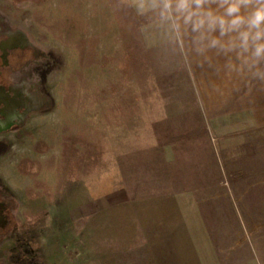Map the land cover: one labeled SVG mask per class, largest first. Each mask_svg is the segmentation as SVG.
Segmentation results:
<instances>
[{
    "label": "rangeland",
    "instance_id": "obj_1",
    "mask_svg": "<svg viewBox=\"0 0 264 264\" xmlns=\"http://www.w3.org/2000/svg\"><path fill=\"white\" fill-rule=\"evenodd\" d=\"M129 4L0 0V39L21 43L9 79L26 104L15 121L0 116V264H74L97 251L79 236L80 206L120 185L155 123L141 121L153 78ZM194 196L219 254L238 235L232 204L264 264V157L226 163Z\"/></svg>",
    "mask_w": 264,
    "mask_h": 264
},
{
    "label": "crops",
    "instance_id": "obj_2",
    "mask_svg": "<svg viewBox=\"0 0 264 264\" xmlns=\"http://www.w3.org/2000/svg\"><path fill=\"white\" fill-rule=\"evenodd\" d=\"M134 19L153 78L141 121L155 123L142 124L141 159L121 167L120 185L80 206L79 236L97 251L74 264H260L232 204L238 235L219 254L194 194L215 187L226 163L264 157V85L218 73L223 57L201 65L150 14Z\"/></svg>",
    "mask_w": 264,
    "mask_h": 264
},
{
    "label": "clouds",
    "instance_id": "obj_3",
    "mask_svg": "<svg viewBox=\"0 0 264 264\" xmlns=\"http://www.w3.org/2000/svg\"><path fill=\"white\" fill-rule=\"evenodd\" d=\"M129 7L138 16L150 14L154 25L170 41L186 44L201 65L212 67L214 57H223L218 73L246 86L264 85V0H130Z\"/></svg>",
    "mask_w": 264,
    "mask_h": 264
},
{
    "label": "flooded vegetation",
    "instance_id": "obj_4",
    "mask_svg": "<svg viewBox=\"0 0 264 264\" xmlns=\"http://www.w3.org/2000/svg\"><path fill=\"white\" fill-rule=\"evenodd\" d=\"M20 44L17 36L0 39V116H10L12 121L17 120L21 111L26 108L20 93L14 91L8 74L11 53ZM2 228L6 229L7 224L0 225V231Z\"/></svg>",
    "mask_w": 264,
    "mask_h": 264
},
{
    "label": "trees",
    "instance_id": "obj_5",
    "mask_svg": "<svg viewBox=\"0 0 264 264\" xmlns=\"http://www.w3.org/2000/svg\"><path fill=\"white\" fill-rule=\"evenodd\" d=\"M11 222H12V224H14V222H13V220L11 219ZM12 225H9V227H11Z\"/></svg>",
    "mask_w": 264,
    "mask_h": 264
}]
</instances>
